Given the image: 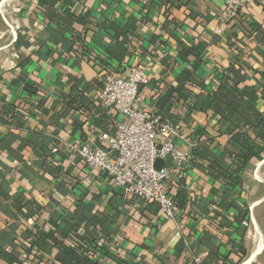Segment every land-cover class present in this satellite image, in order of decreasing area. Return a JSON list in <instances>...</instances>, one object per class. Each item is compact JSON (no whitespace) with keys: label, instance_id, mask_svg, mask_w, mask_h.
Returning <instances> with one entry per match:
<instances>
[{"label":"crops","instance_id":"obj_1","mask_svg":"<svg viewBox=\"0 0 264 264\" xmlns=\"http://www.w3.org/2000/svg\"><path fill=\"white\" fill-rule=\"evenodd\" d=\"M75 1V16L86 17L85 25L75 24L76 35L45 21L37 0H10L5 7L0 0V264H21L26 256L28 264H60L51 241L33 246L39 230L72 248L86 249L95 239L128 264H238L244 246L243 264L251 253L247 234L253 233V216L264 234V221L256 214L264 204V160H251L237 189L225 188L205 165L188 166L184 179L192 203L177 209L170 221L158 206L127 196L76 156L51 150L94 143L101 131L94 126L97 110L91 105L102 106L98 95L106 76L125 78L132 67L150 61L155 68L141 88L142 108L158 117L179 75L196 60L181 56L183 64L163 73L161 60L166 55L179 59L180 43L202 49L198 85L187 89L213 93L218 77L233 65L246 85L261 93L258 107L264 111V0L247 5L229 24L220 19L225 0H185L169 17L163 0ZM111 23L121 29L134 23L136 30L125 41L110 30ZM219 28L222 35L216 34ZM118 42L127 48L121 61L109 52ZM73 90L89 106L68 108L65 98ZM179 101L170 114L184 122V138L173 136L171 142L191 154L197 149L195 131L214 134L218 117L189 112L187 101ZM228 140L217 139L221 149L215 157L223 158ZM225 201L235 207L221 208ZM244 205L250 221L241 225L236 218ZM100 261L117 264L109 257Z\"/></svg>","mask_w":264,"mask_h":264},{"label":"trees","instance_id":"obj_2","mask_svg":"<svg viewBox=\"0 0 264 264\" xmlns=\"http://www.w3.org/2000/svg\"><path fill=\"white\" fill-rule=\"evenodd\" d=\"M37 1L44 14V20L50 25L60 26L70 32H75V24L85 25L86 17L78 18L74 14L76 6L75 0ZM163 1L167 6V15L169 17L171 9L181 8L185 0ZM232 19L233 18L229 19L226 23L229 24ZM133 25L135 24H130L127 28L121 29L111 23L110 30L126 41L128 39V34L136 30V27ZM74 34L76 35V32ZM179 47L181 50L179 59L177 58L176 60V58L166 55L161 60V64L164 67L163 73H166V70L172 65L174 67L183 64L181 56L185 58L193 56L196 60L191 63L187 69L181 72L178 77V86L170 90L171 92L168 94V100H162L164 103L162 105L159 104L162 113H160L158 117L162 123L179 126L181 134L184 136L182 133V125L184 122L178 115L170 114L173 106L180 102L179 99L181 98L185 101H187L186 99H190V101L183 104L189 112L213 113L218 117V123L214 134L209 133L206 129L195 131L194 136L198 135V137H193V140L197 143V149L190 154L188 163L185 164L181 170L176 171L168 185L169 194L171 195V193L174 192L171 196L176 210L185 209L188 203H192L184 179V174L188 166L205 165L204 167L209 176L225 188L237 189L240 188L242 184L243 174L248 168L251 160H264V111L258 107L261 93L246 85L245 78L239 72L235 73V67L231 65L218 77V85L213 93H205L203 95L194 94L187 89L186 85H198L197 78L202 61V49H200L201 46L188 47L184 43H180ZM109 52L115 56L116 60L121 61L127 52V48H125L123 42H118ZM262 76H264V72ZM201 85L200 83V86ZM27 91L31 92L30 89ZM173 91L178 94V97L172 96ZM79 96L83 98H78ZM65 100L68 108L77 110L79 108H75V106L86 103L84 95L80 94L77 90H73L69 98H65ZM87 102L92 104L89 100ZM86 104L89 106V103ZM91 106L93 109L97 110L96 115H93L95 128L101 131V133L115 136L118 132L115 124L117 116L113 113V115L108 114V112L103 110V105L96 106L92 104ZM223 136L228 137L229 140L226 146L222 148L223 158L220 159L219 156L215 157L214 155L221 149V146L217 143V139ZM221 206L223 209L235 207L233 203L226 201L221 204ZM249 221V207L244 205L243 208L239 210L236 223L242 225L243 222L249 223ZM35 238L37 243L33 246L36 247H40V244L43 242L45 243L47 240L51 241L53 244L52 247L57 250L56 260L60 264H101L100 259L102 257H109L117 264H128L127 261L109 252L106 248L107 245H96L95 239L91 241L92 244L90 243L93 245L92 247L88 245L86 249H80L72 248L66 244V241L58 240L54 236L40 230L36 233ZM239 253L240 257L238 264L247 258V250L244 246H241ZM96 254L99 256L98 259L95 258Z\"/></svg>","mask_w":264,"mask_h":264},{"label":"built area","instance_id":"obj_3","mask_svg":"<svg viewBox=\"0 0 264 264\" xmlns=\"http://www.w3.org/2000/svg\"><path fill=\"white\" fill-rule=\"evenodd\" d=\"M257 1L225 0L221 21L226 23ZM216 34L222 35L223 29H217ZM154 68V61H150L132 67L125 78L106 76V85L98 97L104 107L121 118L115 136L100 133L94 143H67L51 152L76 156L90 171L104 174L112 185L122 188L127 196L155 203L160 214L171 221L176 219V207L168 185L176 171L188 163L190 154L171 142L173 136L184 138L179 126L162 123L142 108L141 88L149 84ZM159 162L163 163L160 168ZM29 260L26 256L21 264Z\"/></svg>","mask_w":264,"mask_h":264},{"label":"bare ground","instance_id":"obj_4","mask_svg":"<svg viewBox=\"0 0 264 264\" xmlns=\"http://www.w3.org/2000/svg\"><path fill=\"white\" fill-rule=\"evenodd\" d=\"M9 2H10V0H5L2 3L1 7H5L7 4H9ZM253 204H255V203H253ZM252 223H253L252 224L253 225L252 226V228H253V239H252L251 253H250L249 258L243 264L254 263L256 261V257L258 256V253L263 248L261 229H260V226H259L255 216H253V218H252Z\"/></svg>","mask_w":264,"mask_h":264},{"label":"rangeland","instance_id":"obj_5","mask_svg":"<svg viewBox=\"0 0 264 264\" xmlns=\"http://www.w3.org/2000/svg\"><path fill=\"white\" fill-rule=\"evenodd\" d=\"M5 1V0H4ZM262 165L263 164H261V167H260V169H259V171L261 170V168H262ZM260 174H261V171H260ZM262 201V200H261ZM260 201V202H261ZM259 202V203H260ZM260 204H258L257 206H259ZM256 206V207H257ZM257 216H259V218H261L262 219V221H264V204H262L258 209H257ZM261 235H262V242H263V248H264V234H263V232H262V230H261ZM247 236H248V239H247V241H248V246H249V249L251 248V244H252V239H253V233H252V231H249V233L247 234ZM262 248V249H263ZM263 262H264V250H263V254H262V256L259 258V261L257 262V263H255V264H263ZM251 264V263H250Z\"/></svg>","mask_w":264,"mask_h":264},{"label":"water","instance_id":"obj_6","mask_svg":"<svg viewBox=\"0 0 264 264\" xmlns=\"http://www.w3.org/2000/svg\"><path fill=\"white\" fill-rule=\"evenodd\" d=\"M161 165H163V163L162 162H159L158 165H157V167L160 168ZM120 189L123 190L122 188H120Z\"/></svg>","mask_w":264,"mask_h":264}]
</instances>
